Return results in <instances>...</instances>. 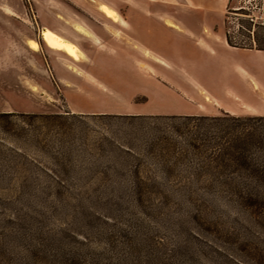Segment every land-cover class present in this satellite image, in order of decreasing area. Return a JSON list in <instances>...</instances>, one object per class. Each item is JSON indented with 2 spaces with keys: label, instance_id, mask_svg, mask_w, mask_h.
Wrapping results in <instances>:
<instances>
[{
  "label": "rangeland",
  "instance_id": "rangeland-1",
  "mask_svg": "<svg viewBox=\"0 0 264 264\" xmlns=\"http://www.w3.org/2000/svg\"><path fill=\"white\" fill-rule=\"evenodd\" d=\"M225 34L264 44V0H0V264H264L210 94L256 48Z\"/></svg>",
  "mask_w": 264,
  "mask_h": 264
},
{
  "label": "trees",
  "instance_id": "trees-1",
  "mask_svg": "<svg viewBox=\"0 0 264 264\" xmlns=\"http://www.w3.org/2000/svg\"><path fill=\"white\" fill-rule=\"evenodd\" d=\"M225 39L230 47L243 49L255 47L264 51V44L257 41L253 45L236 43L227 34ZM225 114L224 121H229L232 126L230 130L225 131L229 140L220 156L232 164L230 166L233 171L228 172L230 177L253 182V187L247 185L243 188V193L258 197L259 193L264 194V116L233 117L229 116L231 114Z\"/></svg>",
  "mask_w": 264,
  "mask_h": 264
},
{
  "label": "crops",
  "instance_id": "crops-1",
  "mask_svg": "<svg viewBox=\"0 0 264 264\" xmlns=\"http://www.w3.org/2000/svg\"><path fill=\"white\" fill-rule=\"evenodd\" d=\"M197 13L199 14L200 12ZM212 14L213 13H210L209 15ZM205 15L207 16V14ZM195 20L197 21L198 18L196 17ZM57 36L65 40L61 36L59 35ZM222 41L226 44V46L230 47L226 42L225 36L222 37ZM230 48L236 49L234 47H230ZM246 51H251V50H246ZM219 53L221 52L216 51L210 53V55L213 58H218L220 57ZM251 53L252 54H248L250 56V59L255 60L257 64L229 67V70H231L230 72L231 75L227 74V78L229 80L227 81L228 82L227 88L222 89L220 91L217 90L210 91L211 96L216 100L218 104L217 105L218 108L231 115H240L246 113L250 115L260 116L264 113V104L255 105L253 103L255 97L262 99V101L264 102V92L262 91V89H264V51L255 49L254 51H251ZM233 55L229 57H233ZM249 77L254 80V84L256 85V87L255 86L253 87L251 85L252 87L251 88L249 86V84L252 83L250 81V83L248 84L247 79H249Z\"/></svg>",
  "mask_w": 264,
  "mask_h": 264
},
{
  "label": "bare ground",
  "instance_id": "bare-ground-1",
  "mask_svg": "<svg viewBox=\"0 0 264 264\" xmlns=\"http://www.w3.org/2000/svg\"><path fill=\"white\" fill-rule=\"evenodd\" d=\"M99 11L104 13V14H106L112 20H115V21L119 20L117 13L114 10L110 9L109 7H107L105 5H100L99 6ZM165 24L168 27H170V28L177 29V26L174 25L170 21L166 20ZM41 38L48 46L56 47V48H59L61 50H64L65 52H67L69 55H71L74 58H78V59L82 58V54L78 50V48L76 46H74L73 44H71V43L59 38L56 34L52 33L49 30H43L41 32ZM28 45H29L30 48H32L34 50L38 47L37 43L35 41H32V40H30L28 42Z\"/></svg>",
  "mask_w": 264,
  "mask_h": 264
}]
</instances>
